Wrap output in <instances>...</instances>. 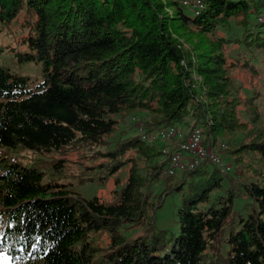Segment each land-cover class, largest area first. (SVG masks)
Returning <instances> with one entry per match:
<instances>
[{"label":"trees","instance_id":"16d2710c","mask_svg":"<svg viewBox=\"0 0 264 264\" xmlns=\"http://www.w3.org/2000/svg\"><path fill=\"white\" fill-rule=\"evenodd\" d=\"M200 2L0 0V33L16 45L0 52L41 72L36 81L0 66V145L55 152L51 173L80 182L127 171L102 200L6 165L0 251L10 264H264V121L254 83L243 92L233 81L239 68L254 73L247 54L264 51V0ZM129 115L147 130L196 127L207 147L225 142L230 172L204 160L163 176L158 142L119 129ZM173 192L178 227L165 236L155 212ZM133 228L141 233L122 232Z\"/></svg>","mask_w":264,"mask_h":264},{"label":"rangeland","instance_id":"374dc122","mask_svg":"<svg viewBox=\"0 0 264 264\" xmlns=\"http://www.w3.org/2000/svg\"><path fill=\"white\" fill-rule=\"evenodd\" d=\"M184 11L191 14L190 9L187 7H184ZM15 25L16 23L14 22L13 25L10 26L9 31L13 33L16 32V34L21 33V30H15ZM5 44L16 46L15 43L12 42L11 33H9L8 30L0 33V46ZM239 49V51H244L243 47H240ZM31 53H33L32 50ZM233 54L234 52L230 53V55L234 56ZM247 55H249L250 60H252L256 69L254 73L240 70V68L237 69L233 78L234 86L239 88L241 91L246 92L245 90L250 88L249 83H254V87L258 89L257 94L259 96L254 100L256 105L255 108L259 112L260 119L264 121V51L252 50V53ZM250 55H252V57ZM0 66L14 73L28 74L31 78H35L36 81L40 80L41 72L39 63H35L33 61H16V57L7 48H3L0 52ZM131 118L132 115H129L124 119H120L121 121L119 122V129H121L125 134H134L136 131L135 126L132 124ZM134 118L140 121L139 119L141 116L137 115ZM157 147L160 149L162 147V143L158 142ZM57 157L58 155L55 152L37 153L34 150L25 147L8 148L0 145V172L5 168L6 165L11 164L27 167L34 166L41 172L43 182L55 180L58 183L66 184V188L68 190L82 198L89 199L93 196H97L102 200H110L113 196V190L122 186L124 180L126 179V166L122 167L117 173L112 172L100 180L97 179V176L100 173H94V170H91L90 173L93 175V177L95 176V178H93V180H85L83 182L78 181L75 177H71L70 175H53L51 173V169L44 163ZM70 158H73V155H70ZM223 159L226 160L224 155ZM67 168L68 172L73 173H77L79 170V168H77L76 165L72 163L68 165ZM232 173L239 175L236 170H234ZM153 188L155 191H158L160 186L158 184H154ZM179 198V193L176 192L165 196L162 205L155 212L154 227L155 229H164L165 236L176 234L178 224L175 222V209L180 203ZM140 231L141 228H133L122 232L125 236L129 237L133 234H140ZM0 264H10L8 256H6L2 251H0Z\"/></svg>","mask_w":264,"mask_h":264},{"label":"built area","instance_id":"2783aa9c","mask_svg":"<svg viewBox=\"0 0 264 264\" xmlns=\"http://www.w3.org/2000/svg\"><path fill=\"white\" fill-rule=\"evenodd\" d=\"M181 3L193 10L201 7L200 0H181ZM134 126L141 141L162 142L160 153L166 159L162 168L163 176H175L191 170L204 160L209 161L222 172L231 170V165L223 159L226 145L217 141L208 147L205 146L196 127L177 128L168 125L147 130L137 121Z\"/></svg>","mask_w":264,"mask_h":264}]
</instances>
